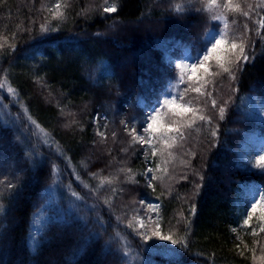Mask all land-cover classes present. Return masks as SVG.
<instances>
[{
    "label": "trees",
    "instance_id": "trees-1",
    "mask_svg": "<svg viewBox=\"0 0 264 264\" xmlns=\"http://www.w3.org/2000/svg\"><path fill=\"white\" fill-rule=\"evenodd\" d=\"M57 2L0 0V264H264V232L243 225L240 198L264 187V169L244 158L250 138L264 135L247 106L264 102V0H236L249 15L228 14L229 38L244 37L250 58L235 79L196 84L197 72L201 93L186 79L184 102L211 123L170 133L167 151L143 132L145 115L178 78L175 61L197 54L220 23L188 0H67L66 19L55 20L46 8ZM132 128L147 142H134ZM40 212L48 219L34 235ZM157 222L185 246L152 236Z\"/></svg>",
    "mask_w": 264,
    "mask_h": 264
},
{
    "label": "snow or ice",
    "instance_id": "snow-or-ice-1",
    "mask_svg": "<svg viewBox=\"0 0 264 264\" xmlns=\"http://www.w3.org/2000/svg\"><path fill=\"white\" fill-rule=\"evenodd\" d=\"M198 2L201 7L197 11H202L208 14L209 19L212 21L223 22V29L208 30L204 33V41L201 49L197 52V55L192 58L191 62L187 60H181L179 63L175 64V67L179 69V78L178 83L173 85V87H178L180 83L189 82V88L195 93H201V87L194 86L191 82L196 77V73L200 72L201 75L196 84H199L201 81H204L209 75H220L221 73H227L232 79H235L233 75V68L239 70V62L243 59L244 61L249 60V56L245 52L246 41L244 37L239 38V43H237V38H229V22L228 14H240L243 16H248L249 12L244 11L239 2L236 0H188L189 4ZM107 4V0H105ZM68 7L67 0H58L52 7H47L46 10L49 12L51 19L63 20L66 19V12L64 9ZM175 10L178 12L183 11V6L177 4ZM105 13H111L117 11V4L114 2L109 6L103 8ZM233 23L235 21L233 20ZM260 26L264 28V19L259 21ZM51 20L45 17V22L40 25L41 32L49 31V25ZM247 27V26H245ZM51 30H56L55 28ZM14 39V37H13ZM4 44L0 43V48H3ZM10 48L14 50L15 44H11ZM213 68L217 71L213 72ZM202 70V71H201ZM4 84L0 83V88H3ZM9 92L14 90L9 87ZM188 89H185L187 92ZM179 101V102H178ZM212 106L215 108L217 106V101L212 99ZM201 111L198 107L193 106L191 100L184 102V95L179 94H165L162 101H158L155 106L151 108L145 115V125L143 126V132L148 133L150 139L158 140L164 145L162 151H167L170 149L173 144L175 137L170 136V133L175 132L178 136L183 138L181 129L184 127L191 126L195 120L199 119L202 121H207L211 123V118L205 115H198L197 113ZM190 114V115H189ZM225 107L221 106L219 108V118L224 119ZM33 123H35L33 121ZM103 136V133H99ZM115 135V134H113ZM130 135H132L133 141L139 140L144 143L147 142L143 136H140L136 133V129L132 128L130 130ZM212 136H216L217 133L215 130L211 133ZM153 156L157 154L156 150H153ZM171 155V153H168ZM254 167L259 169H264V155H258L255 158ZM125 171V169H121ZM127 171H131L128 169ZM148 171H152L149 169ZM157 177H153L156 179ZM203 179V177H201ZM105 182L111 183L112 180L104 178L101 180V185ZM199 187V186H198ZM247 192L251 199L248 201V206H246L245 218L243 219L244 225H249L250 221L254 216L257 217L259 221H264V187H253L247 189ZM74 197L79 199L80 197L76 192H72ZM108 201L106 200L105 203ZM149 207H153L149 205ZM3 211V205L0 204V212ZM192 211H195V207H192ZM131 227V223L129 224ZM140 226L144 227V222L140 221ZM235 231V229H233ZM260 231L264 232V224L261 225ZM255 234V229L253 230ZM143 235L148 238L147 231ZM152 236L158 237L161 240L170 241L172 245L185 246L186 237H177L174 238L173 235H161L159 223H155V227L151 232ZM162 251L161 255L165 257L174 256L175 252L168 248L167 246H161ZM264 260V257H261Z\"/></svg>",
    "mask_w": 264,
    "mask_h": 264
},
{
    "label": "rangeland",
    "instance_id": "rangeland-1",
    "mask_svg": "<svg viewBox=\"0 0 264 264\" xmlns=\"http://www.w3.org/2000/svg\"><path fill=\"white\" fill-rule=\"evenodd\" d=\"M219 23L222 27L220 30H222L223 29V22H219ZM196 55L197 54H191L189 52V50H185L181 59L176 60L175 64L179 63L181 60H187L188 62H191L192 58L195 57ZM178 78H179V76H178ZM178 78L169 86V88L165 92V94H179L181 92V87H182L183 83H180L178 85V87H175V88L173 87V85L178 83ZM186 79L187 78H185V80ZM164 95L162 97V100L164 98ZM247 106L252 112L257 113L262 119H264V102H262L258 99H255V98H250L247 100ZM151 140H153V139H151ZM258 155H264V135L252 136L249 140V143L245 146L244 158L246 160H251V161L255 162V158ZM249 188H253V186L245 187L243 189V191L241 192L240 198L242 200L247 199L249 201L251 199V197L249 196V194L247 192V189H249ZM153 209H154V211H156L157 206L153 205ZM47 219H48V216L43 212H40L37 215V217L34 221L35 222L34 223V235H37L40 232V230L42 229V227L45 224V222L47 221ZM252 220H255V222L257 223L258 226H261V223L264 222V221H259L256 216H254ZM250 225H251V221H250L249 225H244V226L250 227Z\"/></svg>",
    "mask_w": 264,
    "mask_h": 264
}]
</instances>
